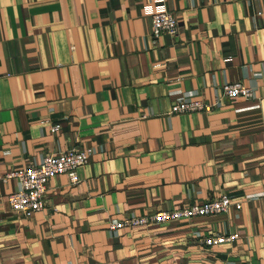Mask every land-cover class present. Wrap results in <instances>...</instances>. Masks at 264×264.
<instances>
[{"label": "crops", "instance_id": "1", "mask_svg": "<svg viewBox=\"0 0 264 264\" xmlns=\"http://www.w3.org/2000/svg\"><path fill=\"white\" fill-rule=\"evenodd\" d=\"M149 1L0 0L1 173L93 148L38 211L0 180V264H264V0H166L179 30L156 40ZM234 81L253 95L171 112ZM222 194L242 206L111 227Z\"/></svg>", "mask_w": 264, "mask_h": 264}, {"label": "built area", "instance_id": "2", "mask_svg": "<svg viewBox=\"0 0 264 264\" xmlns=\"http://www.w3.org/2000/svg\"><path fill=\"white\" fill-rule=\"evenodd\" d=\"M143 10L152 18L153 38L156 40L162 33L177 34L179 21L175 12L170 10L166 0H151L143 5ZM253 89L242 81L224 83L221 97L214 102L205 98L182 99L175 101L171 112L213 111L222 105L221 98H235L237 96L251 97ZM60 128L59 124L51 126L52 131ZM93 148L90 146L79 148L71 147L54 153H49L43 159L32 165L21 168H12L1 173L0 180L8 181L17 179L20 187L8 194L10 206L24 214L38 211L46 206L48 183L51 178L67 173L72 181H77V168L89 160ZM233 204L242 206L241 201H233L226 194L207 199L203 202H193L182 207L146 212L125 218L123 221L114 222L111 227L122 225H160L177 219H188L196 215L216 214L227 211ZM236 233L222 234L218 231L210 232L202 240L208 245L226 243L234 240Z\"/></svg>", "mask_w": 264, "mask_h": 264}]
</instances>
